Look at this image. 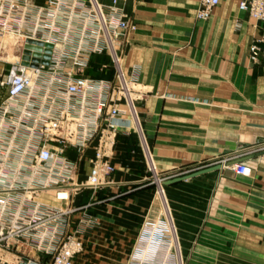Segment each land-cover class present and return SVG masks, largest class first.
I'll list each match as a JSON object with an SVG mask.
<instances>
[{
  "label": "crops",
  "instance_id": "1",
  "mask_svg": "<svg viewBox=\"0 0 264 264\" xmlns=\"http://www.w3.org/2000/svg\"><path fill=\"white\" fill-rule=\"evenodd\" d=\"M101 1L108 10L111 0ZM241 1L220 0L208 18H201L200 0H122L128 19L137 25L120 37L119 52L126 76L143 90L136 98L140 126L120 100L126 124L105 150L115 171L95 190L88 177L98 138L79 151L70 133L76 124L66 121V141L52 145L65 146L75 165L70 199L56 197V184L9 188L0 196L10 200V214L24 213L20 219L28 222L37 204L39 209L47 204L75 208L68 231L83 239L84 250L74 264H264V20L241 9ZM30 3L45 7L49 0ZM88 11L78 0H67L64 10L55 11L60 38L66 34L73 40L59 47H93L89 34L95 22ZM14 38L21 47L23 39ZM255 44L257 59L251 49ZM116 71L105 49L91 54L83 73L115 83ZM58 86L49 87L46 105L60 92L55 107L62 110L67 98ZM5 96L1 91L0 103ZM35 98L43 100V95ZM34 107L22 97L15 118L23 108L35 115ZM12 135L8 129L4 143ZM27 138L28 129L19 128L15 147L25 146ZM151 161L161 174L174 177L220 167L160 187L152 182ZM240 162L251 166L249 175L236 172ZM4 171V182L17 176L13 167ZM43 230L1 243L0 264L45 261L44 246L55 242L50 237L41 242Z\"/></svg>",
  "mask_w": 264,
  "mask_h": 264
},
{
  "label": "built area",
  "instance_id": "2",
  "mask_svg": "<svg viewBox=\"0 0 264 264\" xmlns=\"http://www.w3.org/2000/svg\"><path fill=\"white\" fill-rule=\"evenodd\" d=\"M121 1L111 0L106 10L101 0H78V4L84 5L89 9L88 14L93 15L90 22L92 20L95 25L91 26L93 32L89 35L94 38V45L89 48L84 44L74 48L59 47L63 41L69 44L73 41L66 34L60 38L59 28L56 26L59 20L55 11L64 10L67 0H49V5L45 7H35L30 0H0V61L1 52L8 43L7 36H19L23 39L19 57L11 61L4 59V67L0 71V92L4 91L6 95L0 103V192L9 188L37 189L56 184V197L60 200L70 199L69 181L73 178L75 165L65 155V146L52 145L53 140L66 141L62 131L65 122L69 120L76 124L70 133H75L76 140L72 143L79 151L98 138L99 144L90 169L88 185L97 190L105 182V178L115 171L105 150L118 128L126 124L121 119L127 110L121 109L120 100L126 101L135 124L140 126L133 92L135 82L126 76L119 52L120 37L136 30L137 25L128 19ZM219 3L220 0H200L198 16L208 18ZM240 8L257 20H264V0H242ZM88 40L89 37L86 41ZM37 41H42V44ZM48 43L53 46L49 63H44ZM105 49L110 52L117 68L115 83L95 80L83 73L91 54ZM251 49L253 58L257 59L259 47L255 44ZM36 53L39 54L38 60H35ZM8 61L11 66L5 72ZM55 85L63 86L67 98L62 110L55 107L60 92L50 94L51 103L46 105L51 92L49 87ZM41 95L43 100L35 98ZM24 96L34 102V108L38 112L34 115L23 108L21 115L25 114L24 117L20 115L15 118L16 102ZM92 108L93 111L88 110ZM25 119L33 120L25 122ZM22 127L28 129L27 142L22 148L15 147V134ZM6 129L13 130L7 144L4 143ZM11 167L15 168L17 176L10 182H4V170ZM148 170L153 178L152 182L160 187L167 180L178 176L161 174L153 161ZM235 170L239 174L249 175L251 166L247 162H240L236 164ZM42 175L44 177L40 178ZM10 203L7 197L0 196V244L42 227L44 230L40 241L50 237L55 243L44 246L49 256L45 261L35 264H74L75 257L84 250L83 239L77 233L68 231L69 213L75 208L64 209L47 204L39 209L37 204L29 214V221L25 222L20 219L24 213L10 214ZM91 220L89 218L85 221L90 223Z\"/></svg>",
  "mask_w": 264,
  "mask_h": 264
},
{
  "label": "rangeland",
  "instance_id": "3",
  "mask_svg": "<svg viewBox=\"0 0 264 264\" xmlns=\"http://www.w3.org/2000/svg\"><path fill=\"white\" fill-rule=\"evenodd\" d=\"M7 40V44H6V48L4 50H2L1 52V61H0V71L2 69V67L4 66V59L8 58L10 60H16L19 57L20 54V46H18L19 44H16V41L18 40L17 38H14L13 36H7L6 37ZM134 98H135V104L137 105V100L136 98L139 96V94L142 92L143 90H141V87H138L136 84L134 86ZM139 114V113H138ZM159 171V170H158ZM157 184V183H156ZM164 184V183H163ZM159 185V184H158ZM80 232V231H79ZM78 232V233H79ZM82 232V231H81Z\"/></svg>",
  "mask_w": 264,
  "mask_h": 264
},
{
  "label": "water",
  "instance_id": "4",
  "mask_svg": "<svg viewBox=\"0 0 264 264\" xmlns=\"http://www.w3.org/2000/svg\"><path fill=\"white\" fill-rule=\"evenodd\" d=\"M30 42L32 41L29 40ZM39 44H42V41H37ZM48 48H47V54L44 56L45 58L43 59V62L44 63H49V58H50V52L52 51V46L53 44L52 43H48L47 44ZM29 47H30V44H29ZM38 56L39 54L36 53V57H35V60H38ZM220 165H216V166H208V167H205V168H202L196 172H193V173H190V174H186V175H183V176H179V177H174V178H171L168 180V182H176V181H179V180H182L183 178H187V177H190V176H193L195 174H201V173H204V172H207L211 169H215V168H219Z\"/></svg>",
  "mask_w": 264,
  "mask_h": 264
}]
</instances>
